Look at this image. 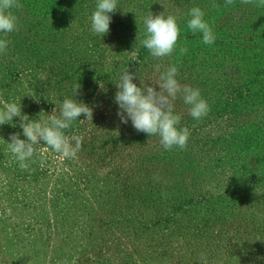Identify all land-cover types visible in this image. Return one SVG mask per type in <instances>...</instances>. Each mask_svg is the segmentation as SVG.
Here are the masks:
<instances>
[{
  "label": "rangeland",
  "instance_id": "obj_1",
  "mask_svg": "<svg viewBox=\"0 0 264 264\" xmlns=\"http://www.w3.org/2000/svg\"><path fill=\"white\" fill-rule=\"evenodd\" d=\"M217 1L220 7L216 12L206 0H189L188 11L199 6L205 17L220 18V24L232 16L249 13L244 20L261 19L255 26L259 34L263 33L264 8L244 5L240 0L239 4L224 7L222 0ZM19 2L23 5L15 11L19 21L22 17L44 21L57 14L45 9L35 11ZM171 3V14L180 19L179 26L185 24L181 18L186 12L187 6H182L185 2ZM159 5L166 6L164 0H118L117 10L124 14L164 12L166 16L163 8L155 10ZM144 18L134 17L130 23H142ZM60 29L52 40L27 33L26 27L8 35L10 44L0 54V107L11 101L21 103L22 113L44 122L53 108L59 115L64 98L75 99L74 89L79 83L76 99L93 109V119L87 120L81 114L83 121L78 119L67 133L70 138H82V148L75 158H63L41 147L37 156L24 162V167L7 148L13 133L26 139L19 127L20 118H13L16 127L0 126V264H264V102L252 100L250 106L238 102L229 106L224 101L229 92H238L247 73L236 67L229 69V63L203 66L204 55L194 59L193 53L188 56V68L178 55L179 47L186 45L197 51L204 45L202 38L181 35L171 57L158 60L145 53V60L140 58V64L131 70L134 81L149 69L155 71L149 72L155 77L151 86L159 88L160 72L176 64L181 85L198 88L210 108L207 116L195 120L189 107L179 102V96L174 101V110L184 116L180 126L190 130L183 150L174 147L165 151L158 136L149 137L148 144L158 160L174 168L185 197L178 206L171 201L158 206L161 212L174 210L173 219L156 225L152 233L134 234L119 217L112 225L100 220L101 215L113 216L109 200L117 183L106 172L116 174L126 168L120 157L129 147L123 140L114 141L127 128L135 131L131 120L128 125L121 121L119 105L108 97L113 86L103 85L105 81L97 80L91 72L98 61L102 63L101 72L112 76L110 57L98 52L104 46L100 47L96 38ZM188 34L194 35L189 29ZM224 43L219 47L221 52L233 48L243 55L259 53L249 52L240 42ZM141 48L137 39L130 51L122 48L119 54L135 64L137 56L142 55ZM156 64L161 65L160 72L155 70ZM141 80L147 84V79ZM249 120L258 122L260 128L251 126ZM40 146H44L43 141ZM147 213L151 214L152 209Z\"/></svg>",
  "mask_w": 264,
  "mask_h": 264
},
{
  "label": "trees",
  "instance_id": "obj_2",
  "mask_svg": "<svg viewBox=\"0 0 264 264\" xmlns=\"http://www.w3.org/2000/svg\"><path fill=\"white\" fill-rule=\"evenodd\" d=\"M20 1L24 3L28 8H32L35 11L38 9H45L47 10V13H57H54L51 18H48L51 20V23H48V19L43 21L39 18L33 19L29 17H22V20H18L19 27H26L27 33H35L36 36H40V34H42L43 36H45V38H51L52 40L54 36H58L57 33H59V31L61 30L60 28L63 27V29L67 28L68 30H75L78 34H81L84 37L92 36L93 38H96L97 40H99V42H101L99 43V46H104V48L102 49L103 51L100 49L101 51L99 50L98 52L105 54V57H110V60L108 61V64H110L111 67L109 72L113 73L114 76L109 75L108 72H101L102 63L98 61L96 65L91 67V72H95L93 76H95V78L97 77V80L105 81L103 85H106V83H108V85L113 86L112 92H109V99H115V93L118 89L114 84L118 80V74L120 73V70L123 67L128 66V70L131 73H134L131 70H133L137 65L140 64L139 59L141 58L142 60H145V53H149L148 50L146 52L144 48H141L140 52L142 53V55L140 54L137 56L138 60L135 61L134 64V62L129 61L128 58H121L122 56H120L119 51L122 48H126L130 51L131 46L135 44V41L137 39L142 40L145 38L146 29L144 20H142V23L139 24H137L138 22H136L135 24H132L130 22L134 17H145L150 12L144 14H133V12L128 11V14H124V12L117 10L115 13H110L112 17L110 23V31L108 34L101 37L93 34L90 30V16L95 9L96 0ZM126 1L128 2V0ZM171 1L172 0H164V4L166 6L160 7L159 5L155 10L163 8V10L166 11V16L168 14H171ZM179 1H184L185 3L182 6H187L185 15L181 17L183 21H185V24L180 25V35L186 36L187 38H202L201 33H196L194 35L188 34V29L186 28L189 0ZM206 1L207 2L205 3H207L208 6L211 7L213 0ZM222 1L224 3V0ZM215 3L218 4V1L215 0ZM237 3H240L239 0H235V4ZM217 9L218 8L213 9V12H216ZM75 11L78 14V18L75 17L77 15L74 14ZM210 11L212 13L211 8ZM221 14L219 16H221ZM54 15H57V17L55 18ZM247 15H249V13L244 14L243 12V14H241L237 18H234V16H232L229 21L221 24L217 22L220 20V18L214 19V16L211 15L205 17V19L208 20L213 27L214 33L216 35L215 42L211 45H205L203 43L204 46L202 48H196L197 51L193 48L191 49L188 46V52L183 56H181L177 51L179 57L183 58L182 63L184 65L190 61L188 57L190 53H193L194 59L198 54H203V66L210 64V66L212 67H218L219 65L229 63V69L236 67L238 68L239 72L244 71L247 73L246 81H244V83L242 82L243 85L239 87V89L237 90L238 92H229V96L224 99L226 104L229 106L237 102L239 105L250 106V103L252 104V100L253 102H264V84L263 82H261V77H263L262 75H264V27L263 33L259 34L258 28L255 25L259 24L261 22V19H256L253 22H248L247 20H244L246 19ZM211 19H214V22H212ZM179 20L180 19L178 18V23ZM248 26H250V30H247ZM184 29H186L185 32ZM225 40H229V42H225ZM237 42H240L242 46H246L244 48L249 49V52L258 50L259 53H255L252 56L250 54H240L238 51H235L236 49L233 48H229L228 50H225L223 52H221V50L219 49L220 45L223 43L238 44ZM190 66V63H188V68ZM182 70L185 72V69ZM149 72L155 71L149 69V71H145L146 75L144 77L141 76L135 81L133 78V82L136 83L137 86H141L140 79L143 78L147 79V85L151 86V81H154L155 77H153ZM259 81L261 82L260 85L258 84ZM155 89L156 91H160L159 88ZM93 94L94 93H91V95ZM179 102L183 103V100L180 97ZM184 106L189 107L185 104ZM175 107L177 106L174 105V108ZM174 112L176 114H179V112H177L176 110H174ZM181 117L183 118L184 116L181 115ZM249 121L251 126H258V128H260L258 122L251 120ZM128 123L125 124L128 125ZM127 129V132H124L122 136L116 137L114 141L116 143L120 140H123L127 143V147H129L127 149V152H123L122 156L120 157L123 159V163L126 162V168H123V172H121V170L117 171L116 174H114V171L106 172V174H112L114 177V181L117 183L114 186L116 192L112 195L113 198L109 200L110 206L113 207L112 211H110V215L113 216L105 217L101 215L100 220H107L106 224L112 225L115 217H119L122 221V224L126 223V229L131 230L134 234L138 233L143 235V233H152L153 228L156 227V225H162L164 221L174 218L175 215H172V212L174 210L161 212V209L158 208L160 203H163V201H171L178 206V204L182 203V199L185 196L184 193L181 192L182 187L177 184L174 168L166 167L164 166L165 162L158 160L159 156L156 155L157 153L153 152V149L148 144L149 136L146 133L138 132L137 130L131 131V128ZM136 142L137 144H134ZM132 144H134L135 146H131ZM114 147L115 145L112 147V150L114 149ZM155 177H158V179H156ZM149 209H152L151 214L147 213V210ZM158 213L160 214L158 215ZM211 213H213V211ZM206 221H209V219H207ZM198 229L195 232L196 234L199 232ZM86 246L91 247L92 245L91 243H87Z\"/></svg>",
  "mask_w": 264,
  "mask_h": 264
},
{
  "label": "clouds",
  "instance_id": "obj_3",
  "mask_svg": "<svg viewBox=\"0 0 264 264\" xmlns=\"http://www.w3.org/2000/svg\"><path fill=\"white\" fill-rule=\"evenodd\" d=\"M244 5H254L264 8V0H240ZM235 0H224V7L233 6ZM23 5L19 0H0V54L6 52L10 40L8 35L19 31L18 17L15 10L21 9ZM212 8H219L220 5L213 3ZM118 9V0H96V6L90 16V30L93 34L103 37L110 31L112 17L110 13H115ZM205 11L199 6L189 9L187 16V28L193 33L202 34V42L211 45L216 40L212 25L205 19ZM145 38L140 40V44L148 50L154 59L171 57L177 50L180 36V26L178 17L164 12L154 15L150 12L144 18ZM188 52L187 46L179 47L181 56ZM154 68L160 72L161 65L156 64ZM134 73L128 70V66L123 67L115 82L118 89L115 93V102L119 105L120 111L117 113L123 123L131 120L132 126L138 132L146 133L150 136H158L159 143L165 151H171L174 147L181 150L187 147L190 137V130L181 127V116L174 112V101L182 98L183 103L188 105V112L195 120H200L207 116L210 111L207 101L202 97L198 88L190 85H181L177 77L179 70L176 64L167 67L159 75L160 91L152 86H148L140 79V85L133 82ZM81 85L76 84L74 89L75 99L64 98L59 106V115L56 108L47 115V119L41 122L39 119L32 120L27 114L22 113L21 103L15 101L4 103L0 107V126L10 124L16 127L13 122L14 117L20 118L19 127L23 131L26 139H20V133H13L10 141L7 142L8 150L20 162L21 167L26 166L25 161L31 160L39 154L41 147H47L63 158L72 159L82 148V138L75 135L69 137L68 131L74 122L80 119L83 114L87 120L93 119V109L86 103L78 101L76 95ZM126 113V115H125ZM43 141L44 146H40ZM74 141V143H73ZM43 166V161H41ZM158 179V177H155ZM57 264H67V261H57Z\"/></svg>",
  "mask_w": 264,
  "mask_h": 264
}]
</instances>
